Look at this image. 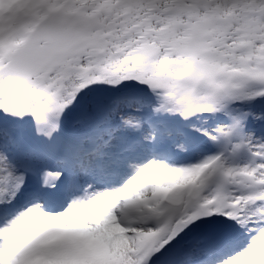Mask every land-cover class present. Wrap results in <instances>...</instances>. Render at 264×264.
Segmentation results:
<instances>
[{
    "label": "snow or ice",
    "instance_id": "snow-or-ice-1",
    "mask_svg": "<svg viewBox=\"0 0 264 264\" xmlns=\"http://www.w3.org/2000/svg\"><path fill=\"white\" fill-rule=\"evenodd\" d=\"M0 264H264V0H0Z\"/></svg>",
    "mask_w": 264,
    "mask_h": 264
}]
</instances>
